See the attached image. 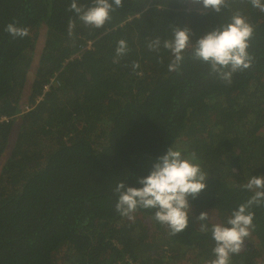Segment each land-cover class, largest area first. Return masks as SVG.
<instances>
[{
    "label": "trees",
    "instance_id": "obj_1",
    "mask_svg": "<svg viewBox=\"0 0 264 264\" xmlns=\"http://www.w3.org/2000/svg\"><path fill=\"white\" fill-rule=\"evenodd\" d=\"M71 2L0 0V118L7 119L0 120V158L18 116L0 164V264H210L215 242L200 223H225L253 195L242 186L264 176V12L248 0H227L219 13L195 0H123L92 28ZM236 12L253 28L250 67L227 83L190 47L169 71L173 57L162 44L173 27L189 28L194 45ZM9 23L29 34L14 38ZM41 27L29 109L18 114ZM157 37L161 47L150 50ZM87 39L92 48L78 52ZM121 39L128 51L117 58ZM170 147L185 158L194 153L208 173L177 235L155 221L154 210L138 208L134 220L115 210L117 183L141 187L137 178ZM250 211L254 227L230 264H264V206ZM200 212L206 221L196 219Z\"/></svg>",
    "mask_w": 264,
    "mask_h": 264
},
{
    "label": "clouds",
    "instance_id": "obj_2",
    "mask_svg": "<svg viewBox=\"0 0 264 264\" xmlns=\"http://www.w3.org/2000/svg\"><path fill=\"white\" fill-rule=\"evenodd\" d=\"M203 9L219 13L227 5V0H195ZM252 7L264 12V0H248ZM123 7V0H92L91 6H78L72 0L69 10L76 13L78 19L86 26L101 28L111 19V12ZM75 27V21L69 19V36ZM14 38H23L29 34L25 27H17L9 23L5 27ZM253 34L252 26L239 12L233 14L230 21L213 28L198 38L193 45L190 40L191 30L187 27H173L172 38L163 41V48L168 50L173 59L168 65L169 71L177 70L183 60V53L191 47L192 57L207 63L219 79L230 83L232 74L250 67L251 57L247 52L248 41ZM148 48L158 51L161 47L159 37L148 43ZM127 43L121 39L115 49L116 57L126 54ZM114 62H116L114 60ZM162 62V61H161ZM133 69L139 68L138 62L132 64ZM139 74V73H138ZM192 153L188 158L172 147L152 164L148 175L137 178L141 187H130L124 182L117 183L114 192L117 194L116 212L129 220H134L133 213L138 208L154 210V219L167 226L171 235H177L188 227L191 211L190 198L196 199L206 188V173L200 163L195 162ZM253 195L232 211L223 224L216 223L209 227L200 223L201 232H210L215 242L212 252L215 259L210 264H230V257L239 254L244 241L250 235L254 213L252 206H264V176H251L242 186ZM198 221H206L208 213L200 212Z\"/></svg>",
    "mask_w": 264,
    "mask_h": 264
},
{
    "label": "rangeland",
    "instance_id": "obj_3",
    "mask_svg": "<svg viewBox=\"0 0 264 264\" xmlns=\"http://www.w3.org/2000/svg\"><path fill=\"white\" fill-rule=\"evenodd\" d=\"M43 33H44V28L41 27L40 28V32H39V35H38V38L36 40V44L34 45V54H33V58L31 60V64H30V68L28 70V73H27V76H26V81H25V87H24V93L22 95V101L20 103H25V96H26V93H27V88H28V85H29V82L30 80L32 79L33 77V72H34V67L37 63V55H38V52H39V49L41 48L42 46V40H43ZM22 107V105H21ZM21 111V110H20ZM20 111L18 112V114L20 113ZM18 128V116H16V120L13 124V127H12V130L9 134V137H8V145H7V148L5 150V154L7 153V151L9 150L10 148V145L12 144V141L14 139V136H15V133H16V130ZM5 154L2 155V157L0 158V164H1V161L3 160V158L5 157ZM62 255H63V252L62 251H59L55 254V257H56V262H59L61 261V258H62Z\"/></svg>",
    "mask_w": 264,
    "mask_h": 264
},
{
    "label": "built area",
    "instance_id": "obj_4",
    "mask_svg": "<svg viewBox=\"0 0 264 264\" xmlns=\"http://www.w3.org/2000/svg\"><path fill=\"white\" fill-rule=\"evenodd\" d=\"M92 46H93V41H92L91 39H87V40L81 42V43L78 45V52H79V51H83V50H89V49L92 48ZM76 55H77V54H76ZM48 84H49V83H46V84L43 85V87H42V91H41V94H39V95L36 97V100H35V101L39 100V99L41 98V96H42V93L45 92V91L48 89ZM21 105H22V107H20V109H19V111L21 110L20 113L23 112V111H25V110H27V109H29V105H28L26 102H25L24 104L22 103ZM0 120H4V121H6L7 119H6L4 116H2V117L0 118Z\"/></svg>",
    "mask_w": 264,
    "mask_h": 264
}]
</instances>
